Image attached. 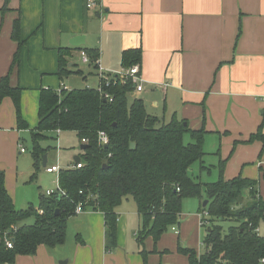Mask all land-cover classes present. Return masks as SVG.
I'll return each mask as SVG.
<instances>
[{
  "label": "crops",
  "instance_id": "obj_1",
  "mask_svg": "<svg viewBox=\"0 0 264 264\" xmlns=\"http://www.w3.org/2000/svg\"><path fill=\"white\" fill-rule=\"evenodd\" d=\"M100 5L88 10L86 0H0V81L9 74L18 49L12 39L16 20L24 42L19 70L10 74V82L23 89L21 111L29 130H18L10 98L0 106V170L16 209L32 206L18 209L15 194L18 179L26 174L19 157L22 137L38 125L40 90L99 85L97 70L82 62L80 50L98 51L101 69L119 74L123 53L140 49L143 89L134 90L129 102L142 100L148 114L163 123L177 117L191 130L204 128L206 136L226 140L227 150L238 144L239 158L224 180L257 182L264 198V143H249L264 121V0H101ZM78 37L83 44L72 46ZM61 49H73L69 68L83 71V76L61 80L56 75ZM87 74L95 77L93 84ZM234 151L235 147L228 160ZM33 174L32 163L30 180ZM117 213L113 251L106 250L104 214L88 210L76 214L68 225L63 245L39 246L36 255L18 256L15 264H189L178 252L179 247L186 248L180 241L169 249L162 241L158 248L159 242L150 237L140 244L142 219L136 205L119 207ZM180 221L174 237H180ZM33 223L31 219L27 225Z\"/></svg>",
  "mask_w": 264,
  "mask_h": 264
},
{
  "label": "trees",
  "instance_id": "obj_2",
  "mask_svg": "<svg viewBox=\"0 0 264 264\" xmlns=\"http://www.w3.org/2000/svg\"><path fill=\"white\" fill-rule=\"evenodd\" d=\"M20 29V22L16 20L12 39L18 49L9 74L0 81V106L6 98L12 100L18 130L24 131L29 126L21 111L23 89L11 86L10 82V74L19 70L24 47ZM72 50L59 51L56 75L61 80L84 75L83 71L69 68ZM82 51L90 59L89 66L97 70L95 62L99 52ZM141 61L140 49L123 53V69L140 65ZM110 83L103 91L112 101L90 87L62 89L60 93L52 88L40 90L39 122L30 131L34 169L31 180L36 178L44 156L51 149L44 148L42 143L57 140L53 134L58 130L75 133L81 146L84 139L88 140L87 148L79 156L84 165L77 169L73 162L72 166L61 169L58 184L63 193L52 197L41 195L39 206L27 210L16 209L5 186V172L0 170V264H15L18 256H34L39 246L63 245L68 221L76 215L78 205L104 214L106 250L110 252L117 246V209L124 200L132 199L142 219L140 244L144 245L149 237L157 244L170 228L179 224L183 201L190 198L210 201L200 210L207 211L211 220L202 254L194 249L178 248L180 254L188 257L189 264H260L264 259V237L258 230L264 221V198L259 195L257 182L240 177L225 181L221 177L204 187L190 175V169L205 157V129L191 130L187 121L177 117L163 123L148 114L142 100L129 102V95L135 89L131 80L123 83L115 76ZM263 128L264 121L249 143H264ZM99 132L108 135L107 146L99 144ZM187 135L190 142H186ZM245 194L249 197L248 204L244 202ZM30 218L34 219L32 225L23 224ZM225 221L234 223L226 234L219 224ZM15 228L13 248L8 249L3 243V234ZM142 253L146 257L145 251Z\"/></svg>",
  "mask_w": 264,
  "mask_h": 264
},
{
  "label": "rangeland",
  "instance_id": "obj_3",
  "mask_svg": "<svg viewBox=\"0 0 264 264\" xmlns=\"http://www.w3.org/2000/svg\"><path fill=\"white\" fill-rule=\"evenodd\" d=\"M81 68L89 70V68L86 66H81ZM87 75L89 78L88 82L91 81L90 83L93 84L92 81L95 80V77L93 74ZM78 79L79 81H82L81 78ZM190 141V136L187 135L186 142ZM42 146L51 148L48 152L49 164L58 165L60 169H65L71 166L74 162V158L83 154V151L81 150V143L79 142L76 134L72 132L61 133L59 136H57V140H46L42 143ZM233 147H235V151L228 160L227 158L230 156ZM22 148L26 149V154H23L19 157L22 160L21 163L26 167V174L25 176H21L17 181L15 200L17 201L18 209L21 208V206L26 208L29 206V204H32V206L37 208L40 203L41 195H45L47 191L57 190L58 175H48L45 171V168L41 166L36 178L31 181L30 176L32 174L33 159L32 139L30 133L23 135ZM238 149V144L232 143L231 148L227 150L226 140H223L222 137H219L218 135H207L205 137L204 144V152L206 156L203 158V164L200 162L195 163L190 169V175L204 187L209 183L218 181L221 177L224 179V173H226V170H229L231 165L237 162L236 157L239 158ZM259 156H261V154ZM202 167L206 169L203 171ZM248 201L249 199H245V204H248ZM134 205V201L132 199H128L124 200L119 207H134ZM200 205L201 201L197 198L185 199L183 201L182 218L180 219V237H174L172 228H170L160 240V242L162 241L167 244L164 246V248H172L173 246L178 245V241H180L181 245L186 246V248L194 249L197 253L200 251L202 253L204 252V247L202 244L210 224L205 226L201 225L203 212L199 213ZM76 217V215L70 217L68 225L72 224ZM204 217L208 221L211 220L210 215H205ZM29 220H31V218L25 221L23 224L27 225ZM219 224L223 229V233L226 234L234 223L225 221L220 222ZM176 228L178 227L176 226ZM258 231L259 234L264 237V221L260 223ZM160 242L157 245L158 248L162 246Z\"/></svg>",
  "mask_w": 264,
  "mask_h": 264
},
{
  "label": "built area",
  "instance_id": "obj_4",
  "mask_svg": "<svg viewBox=\"0 0 264 264\" xmlns=\"http://www.w3.org/2000/svg\"><path fill=\"white\" fill-rule=\"evenodd\" d=\"M100 4H101V0H86V8L88 10H95L101 6ZM80 56H81L82 62L84 64L90 65V59L85 52H83V51L80 52ZM95 65L97 66V72H98V77H99V85L96 89L99 90V92L105 97V99L112 101L111 96L109 94L105 93L103 91V88L110 86V84H111L110 82L113 78H115V76L120 77L122 79L123 83H125L128 80H131L135 85L134 90L142 91L143 82H142L141 77H140V68L138 65H135L130 69H123V71L119 74H108V73L104 72L100 67L99 59L96 60ZM62 89L67 90L64 86H62L60 89H58V93H60ZM60 134H61V132L59 130L56 131V136H59ZM98 141L102 147L107 146L109 144V137L105 132H99ZM82 144L83 145L88 144V140L84 139L82 141ZM21 153H23V154L26 153V149L22 148V146H21ZM83 165L84 164L82 162H80L78 164L75 163L73 165V167L77 168V169H81ZM45 171L47 174L59 175L61 169L58 165H51V166H46ZM62 193L63 192L60 189L59 184H58V188L56 191H53V190L47 191L45 196L46 197H52L54 195H59ZM84 211L85 210L83 209L82 205H78V207L76 209V214H82V213H84ZM205 215H209L207 211H203V216L201 219V225L202 226H205L207 224L209 225L208 220H206L204 217ZM172 231L177 235L179 234V231L176 228V226L172 227ZM16 232H17V228H15L14 230L7 231L3 234V243L5 244V246L8 249L13 248L14 235ZM0 241L2 242V239H0ZM260 264H264V259H262L260 261Z\"/></svg>",
  "mask_w": 264,
  "mask_h": 264
},
{
  "label": "water",
  "instance_id": "obj_5",
  "mask_svg": "<svg viewBox=\"0 0 264 264\" xmlns=\"http://www.w3.org/2000/svg\"><path fill=\"white\" fill-rule=\"evenodd\" d=\"M82 44H83V40H82L81 37L76 38V39L71 43V45L74 46V47H80ZM86 148H87V146H85V145H82V146H81V150H82V151L85 150ZM74 161H75V163L78 164V163L81 162V158H80L79 156H77V157L74 158ZM47 163H48V161H47V156L45 155V156H44V164H43V167H44V168H46ZM104 168H106V167H104ZM240 202H242V198H240ZM208 203H209V201L206 200V201L204 202V204H203V207L205 208V207L207 206ZM56 215H57V216L59 215V211L56 212ZM0 242H1V241H0Z\"/></svg>",
  "mask_w": 264,
  "mask_h": 264
}]
</instances>
